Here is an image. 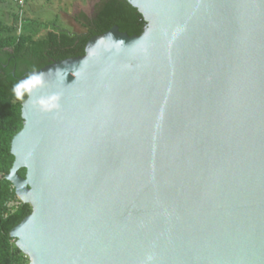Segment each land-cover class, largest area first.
I'll use <instances>...</instances> for the list:
<instances>
[{
  "label": "water",
  "instance_id": "95a60500",
  "mask_svg": "<svg viewBox=\"0 0 264 264\" xmlns=\"http://www.w3.org/2000/svg\"><path fill=\"white\" fill-rule=\"evenodd\" d=\"M124 1L139 35L26 74L60 108L21 103L9 237L28 264H264V0Z\"/></svg>",
  "mask_w": 264,
  "mask_h": 264
},
{
  "label": "trees",
  "instance_id": "16d2710c",
  "mask_svg": "<svg viewBox=\"0 0 264 264\" xmlns=\"http://www.w3.org/2000/svg\"><path fill=\"white\" fill-rule=\"evenodd\" d=\"M15 5L10 0L0 19V264H28L9 232L30 213V208L22 203L9 206L16 198L11 184L4 179L12 166L10 142L22 128L20 108L26 99L25 95L23 100H16L13 86L27 73L54 61L82 56L89 38L113 26L128 36L139 35L144 27L142 17L126 1L98 0L90 16L82 12L74 15L73 21L82 32L54 28L40 35L25 22L23 7L15 10ZM24 174V170L18 171L20 177Z\"/></svg>",
  "mask_w": 264,
  "mask_h": 264
},
{
  "label": "rangeland",
  "instance_id": "374dc122",
  "mask_svg": "<svg viewBox=\"0 0 264 264\" xmlns=\"http://www.w3.org/2000/svg\"><path fill=\"white\" fill-rule=\"evenodd\" d=\"M9 1L0 2V19L3 16L2 9L6 8ZM97 2L98 0H25L24 20L38 30L40 35L54 28L80 33L82 29L74 23V15L82 12L90 16ZM17 8L15 5L14 9Z\"/></svg>",
  "mask_w": 264,
  "mask_h": 264
},
{
  "label": "clouds",
  "instance_id": "9594fccd",
  "mask_svg": "<svg viewBox=\"0 0 264 264\" xmlns=\"http://www.w3.org/2000/svg\"><path fill=\"white\" fill-rule=\"evenodd\" d=\"M46 86L44 73H32L17 82L12 92L16 100H23L25 95L29 97L28 103L40 113L58 111L60 108V96L58 94L41 95L32 99L33 94ZM153 257L149 254L145 257L144 264H151Z\"/></svg>",
  "mask_w": 264,
  "mask_h": 264
},
{
  "label": "built area",
  "instance_id": "2783aa9c",
  "mask_svg": "<svg viewBox=\"0 0 264 264\" xmlns=\"http://www.w3.org/2000/svg\"><path fill=\"white\" fill-rule=\"evenodd\" d=\"M24 1H25V0H14V2H15L16 5H17V7L20 8V9L23 7V5H24ZM19 12L21 13V10H20ZM15 198H16V197H15ZM18 203H20V202H19V200L16 198V200H15L14 202L10 203L9 206H17Z\"/></svg>",
  "mask_w": 264,
  "mask_h": 264
}]
</instances>
